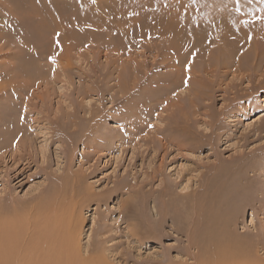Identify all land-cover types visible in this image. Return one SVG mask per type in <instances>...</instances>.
Instances as JSON below:
<instances>
[{
	"label": "rangeland",
	"instance_id": "rangeland-1",
	"mask_svg": "<svg viewBox=\"0 0 264 264\" xmlns=\"http://www.w3.org/2000/svg\"><path fill=\"white\" fill-rule=\"evenodd\" d=\"M0 74V264H68L73 240L108 264L184 261L156 224L172 199L234 204L228 231H259L263 254L264 0H0ZM129 211L155 224L143 244Z\"/></svg>",
	"mask_w": 264,
	"mask_h": 264
},
{
	"label": "bare ground",
	"instance_id": "bare-ground-1",
	"mask_svg": "<svg viewBox=\"0 0 264 264\" xmlns=\"http://www.w3.org/2000/svg\"><path fill=\"white\" fill-rule=\"evenodd\" d=\"M223 11H225V10H223ZM245 11H246V9L244 11H240V15H243L244 16L245 13H246ZM248 12H247V14H250ZM257 13H258V11H257ZM214 14H215V12H214ZM220 15H222V14H220ZM49 17H51V15ZM53 17H51V19ZM218 17H219V15H218ZM215 18H216V16H215ZM236 27H237V24H236ZM179 42H181V41H179ZM168 67H170V66H168ZM171 67L173 68L174 66L171 65ZM170 73H172V72H170ZM163 76H165V75H163ZM169 76H171V74ZM174 77H175V74H174ZM177 80L175 79V81L178 83ZM163 81H165V80H163ZM176 82L170 83V85H169L168 88H170V90L171 89L172 90L176 89L178 87V84ZM168 92H170V91H168ZM0 121H1V119H0ZM169 129H168V131H169ZM9 135H11V131L10 132H6V133L0 131V149H3V148L6 147L5 139L7 137H9ZM59 136H60V139H61V136L62 135H59ZM53 137H54L53 140H55V138L56 139H59L58 133L53 132ZM66 137H67V135H66ZM63 140H64V138H63ZM94 141H96V140H94ZM161 148H163V147L161 146ZM159 151H160V149H159ZM17 156H18V162L20 160L22 161V160L26 159L24 154L23 155H17ZM13 160H15V159H13ZM25 165L28 166L29 165V162H27ZM122 189H127V188H124L123 187ZM79 191L82 192L81 190H79ZM126 191H128V194L131 193V191H129V190H126ZM132 192H134V189H133ZM159 193L166 195V193H162V191H160ZM213 193H215V191ZM237 194H238L237 192L235 194L234 193H229V196H230L231 199H233L232 198V195H237ZM88 195L89 194H87V196ZM191 196H192V194H191ZM187 197H189V196H183V197L179 196L178 197V200L185 199ZM173 200L174 199H172V202H169V204L166 207L160 205V207L157 208V210L155 211V215L158 216V221H157L156 224H157V226H160L161 227L163 225V223L166 222V220L171 219V221L173 223L172 224V227H174V231L176 233H178V234H182V235L184 234L185 240H183V241H185V245L183 246V248H181V251L184 254V256L186 257V259H184V261H180V262H175V261L170 260V261H168L167 264H228L227 263L228 261H230L229 264L230 263H232V264H264V255H263L264 254V250L262 249L263 250V254H260L261 256L257 255V253H258L257 252L258 251V246H259V244L261 242L258 239L260 237L259 236V231H255V232L252 231L250 234H244L243 236L241 235L240 237L237 236V235H235V234H232V233H230L228 231V229H227L228 226L232 225L233 224V221H234L233 220L234 219V213L233 212L236 211L234 204H231L229 206V208H228V211L229 212H225L222 209L216 208L217 207L216 206V202L214 204L213 203L212 204L211 203L209 204V202H207L209 204V206H206V204H205V206H203V208H199L198 209V212H197L196 208H194V207H191L189 209H188V207H186V210L185 209H181V208H179L178 204L175 201H173ZM159 202H161L160 200H158V204H161ZM145 203H146V201H145ZM128 206H129L128 203H124L122 207L129 209ZM46 209H47V207H46ZM125 212H126V210H125ZM144 214L145 213H141V212L134 213L132 211H129L128 212V215L126 217L127 218V221L125 220V223H126V226H125L126 232L123 233V234L127 238H130V240L132 242H134V243L137 242L138 244H141L145 239H148L147 238L148 234H150L151 232L155 231V228H154L155 224L154 223H149V226L151 228H153V229L149 230V232H147L145 234L142 233V232H140V230H139L140 227H142V226L145 225V223H143V221L145 219ZM195 217H196V219L198 221L197 222V227H193L191 225L190 228H189L188 226H189L190 222L194 224V218ZM179 223H181L182 225L180 226ZM182 227H184V229H182ZM158 234H161V230L158 231ZM245 235H246V237H244ZM152 236H154V235H152ZM61 244H63V243H61ZM67 245H68V254H66L67 255L66 256V259L69 262L68 264H108L107 261H106V259H105V257H104V255L102 254L103 253L102 252V249H96V250H94L95 252H93L92 254L88 255L86 258H83L77 252L76 240H73L72 242H69V244H67ZM64 255L65 254L61 255V258H63L65 260ZM262 255H263V257H262ZM4 262H5V260H4ZM155 262L158 263L160 261L156 260ZM3 264H6V263H3ZM16 264H21V263H16Z\"/></svg>",
	"mask_w": 264,
	"mask_h": 264
}]
</instances>
